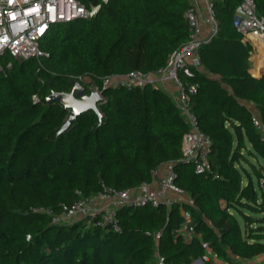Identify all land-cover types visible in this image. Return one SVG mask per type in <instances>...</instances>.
Returning <instances> with one entry per match:
<instances>
[{
	"label": "trees",
	"instance_id": "16d2710c",
	"mask_svg": "<svg viewBox=\"0 0 264 264\" xmlns=\"http://www.w3.org/2000/svg\"><path fill=\"white\" fill-rule=\"evenodd\" d=\"M77 1L102 7L91 20L53 26L41 59L13 61L0 72V264H156L157 252L167 264H191L204 254L198 235L230 262L264 254V166L255 169V181L242 165L249 162L244 152L264 161V136L250 109L253 104L264 122V76L249 72L253 47L234 27L240 0H213L217 34L199 49L193 76L180 73L197 86L190 112L213 144L205 174L182 160L190 125L175 99L153 85L106 89L102 117L84 113L58 136L71 112L49 105L52 93H70L71 81L87 76L99 82L157 73L192 34L190 0ZM255 4L264 16V0ZM167 164L174 165L176 186L196 202L183 205L197 234L190 243L178 234L179 205L121 208V232L86 221L53 224L51 216L34 212L60 214L63 205L104 188L152 183Z\"/></svg>",
	"mask_w": 264,
	"mask_h": 264
},
{
	"label": "built area",
	"instance_id": "2783aa9c",
	"mask_svg": "<svg viewBox=\"0 0 264 264\" xmlns=\"http://www.w3.org/2000/svg\"><path fill=\"white\" fill-rule=\"evenodd\" d=\"M107 2L109 0H102ZM98 4L91 8L85 7L77 0H0V72H6L13 67V61H28L41 59L44 53L41 44L53 26L70 24L78 20H91L101 10ZM209 21L215 27L213 35L208 39L200 37L201 17L195 7L187 12L186 18L191 28L190 40L177 49L169 58L167 65L157 73L144 74L132 72L126 76L104 77L97 82L92 76L80 78L85 89L91 93H100L108 88L125 87L129 89L144 88L157 81L171 80L178 89V106L186 117L190 130L184 135L182 142V160L194 164L198 174L211 171L210 154L212 140L198 125L197 118L190 112L192 95L197 92L196 85H187L180 79V73L192 77V68L200 67L198 51L204 43L209 42L217 34L218 22L211 0H206ZM234 27L243 36L246 44L264 43V16L257 12L255 0H240L234 18ZM10 58L8 61L6 58ZM34 102H39L37 96ZM107 102L104 96L101 106ZM253 112V111H252ZM254 127L264 136V122L260 114L253 112ZM166 173L157 182L144 183L135 189L103 191L90 197H81L72 205H63L60 214L50 209H35V213H44L53 218V224H67L86 221L89 225L101 228L111 227L121 232L117 211L124 207L142 208L166 207L172 209L175 205L182 206L183 223L178 230L186 242H192L197 236L190 210L183 209V205L196 207L193 198L176 186L177 173L173 164H167ZM156 176V175H155ZM259 187L264 192V176L259 180ZM78 194L81 195L80 192ZM162 233L156 234L157 241ZM201 239L204 254L193 260L191 264H216L214 259L219 256L214 253L209 244ZM156 264H167L166 258L157 252Z\"/></svg>",
	"mask_w": 264,
	"mask_h": 264
},
{
	"label": "crops",
	"instance_id": "0c3cea01",
	"mask_svg": "<svg viewBox=\"0 0 264 264\" xmlns=\"http://www.w3.org/2000/svg\"><path fill=\"white\" fill-rule=\"evenodd\" d=\"M190 1L192 3V6L196 8V10L198 11L201 17L200 37L202 39L210 38L215 31V27L209 21V15L206 7V0H190ZM211 1L213 2V0ZM252 47H253V51L251 52L249 58L250 60L249 72L255 77L256 76L263 77L264 76V43L256 42ZM154 86L169 93L177 102L178 89L174 81L171 80L157 81L154 84ZM250 109L251 111L260 114L259 110L253 104L250 105ZM165 173H166V167L163 166L156 172L155 181L157 182L162 176H164ZM231 259L232 262H230L228 259L218 257L217 259H214V262L216 264H264V254L254 257L252 259H241V258H236L234 256L231 257Z\"/></svg>",
	"mask_w": 264,
	"mask_h": 264
},
{
	"label": "water",
	"instance_id": "95a60500",
	"mask_svg": "<svg viewBox=\"0 0 264 264\" xmlns=\"http://www.w3.org/2000/svg\"><path fill=\"white\" fill-rule=\"evenodd\" d=\"M71 85L73 88L70 93L54 92L47 98L49 105L59 103L71 112L68 121L59 131L58 136L66 134L71 125L84 113L94 112L99 117L103 116L99 106L104 98L102 94L97 92L88 94L84 85L78 80H72Z\"/></svg>",
	"mask_w": 264,
	"mask_h": 264
},
{
	"label": "rangeland",
	"instance_id": "374dc122",
	"mask_svg": "<svg viewBox=\"0 0 264 264\" xmlns=\"http://www.w3.org/2000/svg\"><path fill=\"white\" fill-rule=\"evenodd\" d=\"M244 155L248 157L249 162L244 161L242 165L250 172L254 180L257 181L255 177V169L259 171L263 170L262 166H264V161L261 158L256 159L254 157H250L247 152H244Z\"/></svg>",
	"mask_w": 264,
	"mask_h": 264
}]
</instances>
